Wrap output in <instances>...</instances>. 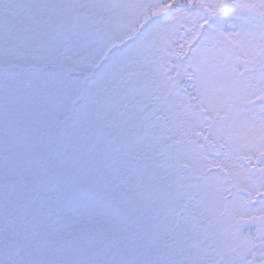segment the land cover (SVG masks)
Segmentation results:
<instances>
[{
  "label": "snow or ice",
  "instance_id": "6c2138e0",
  "mask_svg": "<svg viewBox=\"0 0 264 264\" xmlns=\"http://www.w3.org/2000/svg\"><path fill=\"white\" fill-rule=\"evenodd\" d=\"M0 264H264V0H0Z\"/></svg>",
  "mask_w": 264,
  "mask_h": 264
},
{
  "label": "rangeland",
  "instance_id": "374dc122",
  "mask_svg": "<svg viewBox=\"0 0 264 264\" xmlns=\"http://www.w3.org/2000/svg\"><path fill=\"white\" fill-rule=\"evenodd\" d=\"M76 2L79 3H99V2H105V3H127V4H134V3H149L151 0H76ZM258 2V0H257Z\"/></svg>",
  "mask_w": 264,
  "mask_h": 264
},
{
  "label": "flooded vegetation",
  "instance_id": "af4514ba",
  "mask_svg": "<svg viewBox=\"0 0 264 264\" xmlns=\"http://www.w3.org/2000/svg\"><path fill=\"white\" fill-rule=\"evenodd\" d=\"M214 158H215V156H214Z\"/></svg>",
  "mask_w": 264,
  "mask_h": 264
},
{
  "label": "trees",
  "instance_id": "16d2710c",
  "mask_svg": "<svg viewBox=\"0 0 264 264\" xmlns=\"http://www.w3.org/2000/svg\"><path fill=\"white\" fill-rule=\"evenodd\" d=\"M175 46V45H174Z\"/></svg>",
  "mask_w": 264,
  "mask_h": 264
}]
</instances>
